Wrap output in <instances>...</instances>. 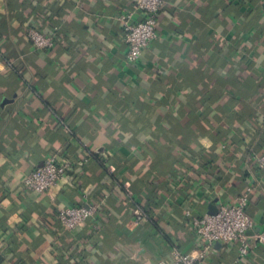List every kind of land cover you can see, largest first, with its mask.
Instances as JSON below:
<instances>
[{
	"label": "crops",
	"instance_id": "1",
	"mask_svg": "<svg viewBox=\"0 0 264 264\" xmlns=\"http://www.w3.org/2000/svg\"><path fill=\"white\" fill-rule=\"evenodd\" d=\"M136 1L0 0V264L170 262L200 247L191 216L244 196L264 235L263 0H164L131 64L119 18L139 21ZM51 156L69 172L28 190ZM82 205L96 229L66 230L59 211ZM236 249L203 264H264V244Z\"/></svg>",
	"mask_w": 264,
	"mask_h": 264
},
{
	"label": "built area",
	"instance_id": "2",
	"mask_svg": "<svg viewBox=\"0 0 264 264\" xmlns=\"http://www.w3.org/2000/svg\"><path fill=\"white\" fill-rule=\"evenodd\" d=\"M164 4V0H137L135 8L141 13V19L132 21L131 14L119 18L122 27L121 39L126 46V62H139L143 50L157 38V18ZM26 35L37 50H48L54 46L52 37L45 36L35 28L28 29ZM253 159L258 171L264 174V152L255 155ZM69 169L67 163L59 162L56 157H48L41 166L24 178V185L32 192L46 194L66 176ZM248 206V198L244 196L231 206L219 204L214 214L191 216V226L199 249L195 254H176L170 262L159 264H203L216 243L235 244L237 259L243 260L249 254L251 241L264 244V235L253 233L254 222L247 213ZM98 209V205L63 208L58 213V219L66 230H74L87 223H91V227L96 229L95 216ZM145 219L144 214L135 211V222Z\"/></svg>",
	"mask_w": 264,
	"mask_h": 264
},
{
	"label": "water",
	"instance_id": "3",
	"mask_svg": "<svg viewBox=\"0 0 264 264\" xmlns=\"http://www.w3.org/2000/svg\"><path fill=\"white\" fill-rule=\"evenodd\" d=\"M216 212V209L214 210V212H212L211 214H214Z\"/></svg>",
	"mask_w": 264,
	"mask_h": 264
}]
</instances>
